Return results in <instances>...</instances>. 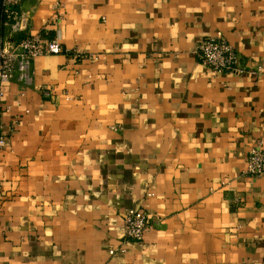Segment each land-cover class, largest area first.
Listing matches in <instances>:
<instances>
[{"label": "crops", "instance_id": "0c3cea01", "mask_svg": "<svg viewBox=\"0 0 264 264\" xmlns=\"http://www.w3.org/2000/svg\"><path fill=\"white\" fill-rule=\"evenodd\" d=\"M0 51L27 36L68 53L8 83L0 264H264V0H23ZM223 38L241 75L203 66ZM75 53L89 56L79 58ZM143 209V243L117 250Z\"/></svg>", "mask_w": 264, "mask_h": 264}, {"label": "built area", "instance_id": "2783aa9c", "mask_svg": "<svg viewBox=\"0 0 264 264\" xmlns=\"http://www.w3.org/2000/svg\"><path fill=\"white\" fill-rule=\"evenodd\" d=\"M23 0H0V10L8 22H16L20 16V8ZM68 53L57 41L45 38L41 35L27 36L21 38L17 45L11 49L0 51V151L7 145V139L3 133L2 99L8 83L12 82L18 75L20 79L28 76L33 61L40 56L61 55ZM79 58L89 56L75 53ZM196 55L200 63L214 73H229L241 75L244 73L240 66L236 50L223 38H207L198 46ZM264 64L257 67L256 71L261 73ZM245 174L251 178L264 176V148L258 146L251 150L248 156ZM124 235L121 246L111 250V255L116 252L125 253L126 245L130 242L143 243L145 234L151 229L149 215L143 209H132L125 215Z\"/></svg>", "mask_w": 264, "mask_h": 264}, {"label": "trees", "instance_id": "16d2710c", "mask_svg": "<svg viewBox=\"0 0 264 264\" xmlns=\"http://www.w3.org/2000/svg\"><path fill=\"white\" fill-rule=\"evenodd\" d=\"M0 19H1V22H3V21L5 20L3 14H2V12H1V10H0Z\"/></svg>", "mask_w": 264, "mask_h": 264}]
</instances>
